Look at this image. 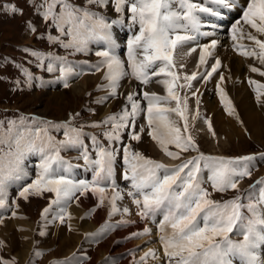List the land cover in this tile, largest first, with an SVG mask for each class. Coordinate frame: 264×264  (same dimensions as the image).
Wrapping results in <instances>:
<instances>
[{"label":"snow or ice","instance_id":"obj_1","mask_svg":"<svg viewBox=\"0 0 264 264\" xmlns=\"http://www.w3.org/2000/svg\"><path fill=\"white\" fill-rule=\"evenodd\" d=\"M0 8L13 15L23 12L10 3L0 5ZM109 8L116 14L115 18L106 15ZM235 9H239L241 15L231 26L234 50L264 65V39H260L264 36V0H84L82 4L73 0H41L38 13L58 33L47 35L49 43L65 49L68 55L88 54L91 44L100 45L94 53L99 59L89 65L93 73H103L102 83L97 87L106 95L96 103H106L122 95L118 90L125 78L139 82L141 87L152 83L154 77L158 78L155 82L163 86L166 95L149 91H142V95L136 91L129 92L119 112L79 126H76V121L80 113H69L62 122L24 115L7 120V127L5 121H0V209L8 206L9 184L27 175L25 161L29 156H38L36 178L23 186L19 195L27 200L30 195L53 194L54 198L41 213L43 218L47 219L55 206L53 219L65 223L66 218H72L68 211L71 202L75 200L78 203L79 197L87 193L98 198V206L108 203L109 218L116 214L122 217L130 215L128 207L117 205V201L124 199L116 182L119 156L123 162L122 178L130 182L127 195L138 209L136 215L156 225L163 264H264V177L250 186L255 192L248 191L222 201L212 198L214 192L240 193L239 183L245 177H251L257 157L226 158L200 152L190 133L189 97L181 95L178 90L192 88L194 80L210 79L218 72L221 61L215 58L210 71L205 67L204 73L199 75L194 71L191 75L181 76L174 59L178 49L195 42L199 48L197 68L207 66L218 41L212 39L209 43L200 44L197 37L213 36L217 26L212 25V31L202 32L203 17L220 18L226 11ZM126 18L129 30L138 26V31L127 39L125 62L117 54L118 42L113 27L124 26ZM242 24L254 30L255 34L245 32ZM28 30L36 32L31 24ZM245 38L252 42L251 46L240 42ZM197 47H191L187 54L195 52ZM23 51L34 57L38 67L48 73L58 71L59 75L51 83L60 82L64 88L70 86V78L83 74L82 71L77 72L78 65L68 56L44 54L28 48ZM16 67L25 77L23 83L29 87L35 80H39L40 86L48 83L34 77L23 65ZM249 70L264 76L262 68L250 65ZM224 81V75L220 74L216 85L220 102L228 115L239 119L222 87ZM16 83L19 85L21 81ZM248 83L254 88L257 104L264 107V83L252 79ZM197 91L191 95L196 96ZM142 100L146 102L145 106H142ZM172 102H175L174 106H171ZM199 103L197 98V106ZM142 114L146 125L138 124ZM171 114L177 119L170 118ZM198 117L197 108L191 119ZM205 122L212 131L211 121ZM86 127L101 129L100 135L108 142L107 145L97 134L85 132ZM146 129L147 136L170 159L181 160L182 154L188 152L198 155L173 167L147 157L135 150L131 143H140ZM54 131H62L64 139L57 140L52 134ZM85 138L91 142V147L85 143ZM69 148L80 150L79 158L84 161L85 170L92 173L90 180L71 178L74 165L61 156V151ZM260 159L264 160V154ZM204 172L208 173L207 179ZM205 184H210L212 191ZM12 215L16 216V212L13 211ZM157 216L162 218L157 221ZM129 223L121 219L116 226ZM112 227L106 223L100 231L105 232ZM151 234L152 229L144 227L131 233L129 239ZM4 246L0 241V248ZM34 255L40 257L43 253L36 251ZM150 259L161 261L160 251L148 248L139 259L134 257L132 264H148ZM0 264H16V261L14 258H0ZM52 264L81 262L73 253L72 257Z\"/></svg>","mask_w":264,"mask_h":264},{"label":"rangeland","instance_id":"obj_2","mask_svg":"<svg viewBox=\"0 0 264 264\" xmlns=\"http://www.w3.org/2000/svg\"><path fill=\"white\" fill-rule=\"evenodd\" d=\"M2 1L4 0H0V2ZM73 2L82 3L84 2V0H74ZM10 3L12 5H15L19 9H22L23 12L22 14L18 13L16 15H13L11 12H10L11 14H6L2 10H0V50H2L6 54H11L17 51L16 48L12 46V44L15 43L27 42V44L36 43L43 45L41 44L40 36L35 35L37 36L35 39L34 33L28 30V23L36 28L35 33H39L38 31L40 28H44V29L46 28V24L42 22L41 17L38 15V11H37V7L41 3V0H12L10 1ZM37 39H39V41ZM182 58L185 59L184 56H182ZM178 62L184 64V62H182L181 59H179ZM184 66H188V65L185 64ZM3 67H5L6 69V74L3 77H0V108H4V109L16 108L19 110L21 109V110H25L24 111L25 113L26 111H28L34 115H38L41 117L45 116L46 118L60 120V121L66 120L69 113H80V117L77 120L79 122H84L87 119L96 120L98 117V112L100 113L102 111L101 108H99L100 105L98 107V112L95 111V115H93L92 117H90L89 113L83 111L84 106L90 105L91 89L90 91H88L89 93L87 95H85V93L87 90H89L90 88L89 86L95 82L93 80L88 81L86 88L80 94L78 93L76 94V92L72 88L68 87L67 89H65L67 93L66 94L67 99H65L66 100L65 103L57 104L54 103L50 97V93L53 92L54 90L52 91L40 90L35 92L36 89L33 86L29 88L31 89L30 92H28L27 88H26L27 90H24L23 92H19L16 89H12V88L6 90L4 80L8 75L9 76L12 75L13 69L11 64L7 62H3V65L0 66V74L4 71L1 69ZM187 68H189V66ZM191 72H193L192 68H190V73H188V75H191L192 74ZM99 77H101V74L99 75ZM250 78L252 79L251 76ZM216 80L217 82H219V78H216ZM151 84L152 83H150L148 87H150ZM213 85L216 87L217 84L215 83ZM213 85L209 92L210 100L214 98L215 94L218 95L217 90L215 91L213 89ZM192 89L194 90V88ZM9 94L10 95L14 94V95L9 96ZM253 94H254V88L252 89L251 96H254ZM197 96L198 95L195 96V102L197 100ZM119 101H121V99H119ZM188 102L190 109L189 112L190 133L197 142L200 152L217 153L222 155L228 154L234 156V155L249 153L259 149H264V133L257 137L252 136V134L248 130L250 128L249 125L251 124V122L249 119L247 121L245 119H242L241 114L237 113L239 119H237L234 115L228 116V114L227 115L225 114L226 116L224 115L222 118L217 116V119H221L222 121L213 122L210 117L211 113H209V111H202L203 107L201 105L199 106L200 111L206 113L207 115L206 114L204 116L199 115L197 119L192 120L191 119V117L193 116L191 112L192 100H189ZM216 108L217 107H214L213 109L216 110ZM211 110L212 109L210 108V111ZM202 112H200V114ZM217 114L218 113L216 112V115ZM229 118H231V122L235 126V128L234 126L231 127L233 131L230 129L228 130L227 125L229 123ZM206 120L211 121L212 131H209L208 124L205 122ZM199 123H202L200 127H198ZM138 124L140 123L138 122ZM259 124H260L259 125L260 128H262V130L264 131V120H261ZM213 132L215 133V135H213ZM134 146L136 150L142 151V153L145 156H152L151 154L155 153L151 151L148 147L147 148L140 147L139 143L135 142ZM158 157L160 159L159 154ZM48 195L49 193H45L43 196L30 195L27 200H25L22 197L20 200H18L20 205H18L19 208L17 209V211L19 212L22 210L27 215L28 220L31 221L32 224H34V228H33V233L35 231L33 238L34 244L36 243L37 247L45 248L46 250H49L50 248L53 247L52 250H49L46 253L55 251L59 248L58 247L59 244L56 242L58 238L52 235V231L47 232L45 229H43V227L40 226L41 222L39 221L38 218L39 214L42 212V207L45 205L47 201ZM87 196L89 197V195ZM78 203L77 205H79ZM11 224H12L11 219H5L0 222V241H3L5 245L4 247L0 248V258L7 259L8 257H11L9 260H12L14 258L16 264H24L20 262L21 259L19 257V253L23 249L22 236L19 230L18 231L14 230L15 228H13ZM40 230L45 234L41 235L40 234L41 232L39 233ZM55 230L56 229H54L53 231ZM55 232L58 231L56 230ZM113 235H115V232ZM152 237H154V235H152ZM37 238L39 239V242H35L37 241ZM154 244H158L160 246L158 241H153V242L150 241V243L147 246H151ZM68 245H70V243H66L64 247ZM95 249L96 247L93 246V249L89 250L91 257H93L92 252L95 251ZM45 254L35 260L36 264H43V262L40 263L39 261L43 259V256H45ZM111 254H113V252L110 253V255ZM91 257L88 259L87 263L91 260Z\"/></svg>","mask_w":264,"mask_h":264},{"label":"bare ground","instance_id":"obj_3","mask_svg":"<svg viewBox=\"0 0 264 264\" xmlns=\"http://www.w3.org/2000/svg\"><path fill=\"white\" fill-rule=\"evenodd\" d=\"M250 31H252L253 34H255L254 30H250ZM186 51L187 50L185 48L178 49L176 51V56L174 55V59L176 60L183 59L182 56H184L185 62L181 60L182 62H184V65L186 64L188 66H191L192 68L197 67L198 62H199V55H198L197 60L193 61L192 60L193 55L192 54L187 55ZM216 53L220 61H222L224 65L220 69L221 72L216 77L211 78V81L208 83V85L205 88H202V87L198 88L196 95H198L197 98L200 101L198 105L199 114L202 111H209V113H211L210 117L213 122L222 121L221 119H217V116L222 118L225 114L227 115V112L224 110V106L222 105V103H221V106H219V102L217 100V97H219V95L215 94L212 100L209 99V92L211 90L212 85L215 83L217 84L218 82L216 78L220 79V74H223L225 77V81L222 87L225 89L226 93L228 94L229 99L232 101L234 107L236 108V113L241 114L242 119H245L246 121L248 119L250 120L251 124L249 125L250 128L248 130L252 134V136L257 137V136L262 135L264 131L262 130V128H260L259 122H261V120H264V107H261L260 105L257 104L255 92L253 94L254 96H251L253 86L249 84L250 86L246 87V83H244L245 81L244 79L246 78L247 81H249V79H251L250 78L251 76L252 80L256 79V81H259L260 83H264V76H260L258 73H253L249 70L250 65L256 66L262 69H264V65H260L257 60L250 58V57L246 58L240 54L233 55L229 53L226 49L218 48ZM99 75L100 73H95V74L91 73L90 75L86 74L82 76L79 80H77L76 82H73L70 88H72L76 92V94L77 93L80 94L86 88L88 81L93 80L97 82ZM155 81L152 82V84L149 87L151 92H156L158 95H166V91L163 88V86L156 83ZM130 87L134 88L135 85H133L132 82L127 83V82L122 81L121 82L122 89L120 88L119 91L121 90L123 92V95H126L127 93H129ZM251 87L252 89H248ZM66 94L67 93L65 89L64 90L56 89L50 93V97L54 103L63 104L66 101L65 99H67ZM117 100L119 101V99ZM112 102L113 100L107 103L106 105H104L103 103L100 104L101 110L107 111ZM174 104L175 102H173L171 106H174ZM201 105L203 107L202 111H200V108H199V106ZM196 106L197 104L195 103L194 107ZM209 107L212 109L211 111ZM214 107H217L216 110L213 109ZM216 112L218 113L217 115H216ZM170 118L177 119V117H175L174 114H171ZM200 125H202V123H199L198 127H200ZM227 126H228V130L229 129L232 130L231 127H233L234 125L231 122V118H229V123ZM139 146L146 147V148L148 147L151 151L157 152L160 155V159L163 160L165 163H174L176 161V160H172L169 157H167L160 150L157 144L152 139H150L149 136H147L146 133L142 135V140L139 143ZM89 197L93 198L92 195H89ZM89 197L87 196L86 198H82L81 200L79 199V203H78L79 205H75V206L70 205L68 207V211L71 213V217H72L70 220L66 218L68 231L67 229H65V227H60L59 225H57L55 228L52 226H47L48 228H51V229L53 228L58 231V232H55L56 230L53 231V235L56 238H58L56 242L59 244L58 245L59 248L55 251L46 253L44 256L46 260H48L51 257H60V256H65L66 254H68L76 246V244H78V242L80 241L82 237V234L85 231L94 229V227L99 225L100 221L104 218L105 213L108 214L109 205L107 202H105L103 207L96 210L94 213H92L89 218L85 216L82 217L81 210L87 207L89 203V200H88ZM117 205L120 208H123V207L129 208V202L126 199L125 200L123 199L122 201H117ZM53 212H54V209L49 214H52ZM130 212L132 211L130 210ZM49 216H50L49 219L54 221L53 216L51 215ZM127 217H130L132 220H134L136 228L139 227L138 222L135 221L134 216H131L130 214V215H127ZM10 219L12 223L11 226L13 228L17 227L18 229H20L19 232L22 236L23 249L19 253V257L23 261L25 257L28 256L29 246L31 244V233L30 232H31L32 224L27 219L20 217L18 215ZM47 223H50V222H47ZM132 229L133 228L129 227L124 230L116 231L113 237H119L125 232L131 231ZM113 237H109L103 243H99L96 246H94L96 247V249L95 251L92 250L93 257H91V260L87 264H105V261L103 260L104 259L106 260L108 257H110L112 255V254L110 255V253L113 252V254H115V253L121 252L126 247H131V248L138 247V254H141V256L143 255L144 251L148 250V248H155L159 250L160 255L162 253L160 248H158L159 247L158 244L147 246L150 243L147 237L146 238L144 237L134 238L132 240H129L127 243L121 246L114 243ZM154 237H157V235L154 234ZM66 243H70V245L64 247ZM142 243H143L142 247H139V244H142ZM126 263H127V259H123L118 264H126Z\"/></svg>","mask_w":264,"mask_h":264}]
</instances>
